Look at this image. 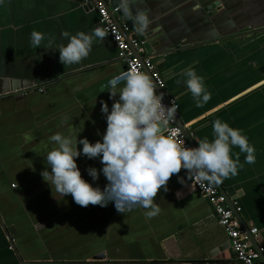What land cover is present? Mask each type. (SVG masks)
<instances>
[{
	"label": "crops",
	"instance_id": "crops-1",
	"mask_svg": "<svg viewBox=\"0 0 264 264\" xmlns=\"http://www.w3.org/2000/svg\"><path fill=\"white\" fill-rule=\"evenodd\" d=\"M106 2L119 6V0ZM138 9H146L152 20L142 33L152 51L143 45L141 54L152 58L164 80L157 89L177 100L178 117L196 147L198 140L212 139L217 118L241 129L254 146L253 164L232 148L243 166L219 187L248 229L257 227L251 236L264 255V0H133L129 11ZM95 27L104 31L85 0H0V77L30 80L37 87L23 98L0 99V217L10 235L0 223V264H22L20 257L30 264H242L184 169L169 178L167 191L162 186L157 192L160 212L151 219L139 207L118 213L112 202L80 206L42 179L48 137L60 132L100 140L106 128L100 102L111 108L118 99V94L109 99L107 82L125 64L106 35L94 39L78 64L64 66L55 50L67 43L61 31L88 33ZM33 30L54 38L52 47L45 48L46 40L31 46ZM128 34L142 41L135 30ZM187 66L204 77L210 93L202 107L176 82ZM76 162L85 180L104 188L103 174L93 182L86 171L99 170V159L80 156ZM100 252L106 257L95 260Z\"/></svg>",
	"mask_w": 264,
	"mask_h": 264
},
{
	"label": "clouds",
	"instance_id": "clouds-1",
	"mask_svg": "<svg viewBox=\"0 0 264 264\" xmlns=\"http://www.w3.org/2000/svg\"><path fill=\"white\" fill-rule=\"evenodd\" d=\"M133 0H119L123 13L131 20L137 33L148 30L152 20L146 9L133 13L129 6ZM60 36L67 40L55 50L59 51V61L64 65L78 64L91 51L94 39L103 40L105 32L95 27L91 32L67 30ZM30 44L39 47L46 40L45 48H51L54 38L33 30L29 36ZM196 62L194 61L193 64ZM183 80H177L191 94L196 107H202L210 99V93L193 66L180 72ZM157 86L149 75L131 70L118 90L108 87L109 99L118 94L109 108L101 101L100 111L104 115L106 128L100 140L92 143L78 135L51 134L48 141L51 148L45 157L46 167L41 171L42 179L53 190L66 196L71 194L73 201L80 206H107L112 202L118 213H126L133 208L145 209L144 215L151 219L158 215L160 208L154 197L162 188L167 191V182L181 169L186 176L196 181L201 189L218 186L224 179L236 176L239 155L232 148L244 153V163H255V149L241 129L217 118L212 122V139L207 137L197 141V147H186L177 143L171 134H166L167 126L176 119V106L162 103L163 93H157ZM78 145H81L78 149ZM85 156L99 159L102 167L86 169L95 182L103 174L107 184L101 189L93 186L81 175L76 159ZM50 169V170H49ZM181 184L185 181L178 178ZM193 187V184L190 188ZM179 198L181 193H176Z\"/></svg>",
	"mask_w": 264,
	"mask_h": 264
},
{
	"label": "built area",
	"instance_id": "built-area-1",
	"mask_svg": "<svg viewBox=\"0 0 264 264\" xmlns=\"http://www.w3.org/2000/svg\"><path fill=\"white\" fill-rule=\"evenodd\" d=\"M106 1L107 0H85V5H92L91 9L98 14L105 35L115 43L118 50V57L125 64L124 70L118 75L112 77L107 82V85L109 87H116L123 84L129 72L135 69L149 75L150 79L154 80L157 87L163 88L164 80L155 69L152 58L144 57L141 59L138 55L139 53L144 52L143 42L136 36H130L127 27L122 29L118 25L115 15L120 11V7L118 5L109 6ZM125 33H127V35ZM171 102L176 106L177 110L179 105L174 97L167 98V100L162 99V103L166 106H170ZM165 133L173 135L177 143H180L182 146L193 147L192 143L186 137L183 128L176 122V119L167 126ZM190 182L211 205L218 223L223 227L227 234L231 250L234 253L236 260L242 264H262L260 253L248 239V234L256 235L258 232L257 227H251L247 230L240 224L239 220L235 217L233 210L229 207L226 196L217 186L208 187L205 183V187L201 189L199 185H196V181L190 180ZM234 206L236 207L235 204ZM10 248L12 249L13 246L10 245Z\"/></svg>",
	"mask_w": 264,
	"mask_h": 264
},
{
	"label": "water",
	"instance_id": "water-1",
	"mask_svg": "<svg viewBox=\"0 0 264 264\" xmlns=\"http://www.w3.org/2000/svg\"><path fill=\"white\" fill-rule=\"evenodd\" d=\"M111 5L114 6L115 3H112ZM88 8L91 9L92 5L89 4ZM120 15H122V16L120 17ZM115 16H116V20H117L118 25L122 29L124 27H127L128 30H130V31L134 30L131 20L123 13L122 9H120V11ZM125 34L127 35V33H125ZM137 36L142 41H144V36L142 35V33H137ZM143 45L148 52L152 51L151 46L149 45L148 42L144 41ZM138 55L141 59H143V55L141 53H139ZM152 81L155 84L153 79H152ZM35 89H37V87H35L33 82L30 80L0 77V99L5 98V97H9V96H13V97H17V98H23V96H25L26 93H28L29 91L35 90ZM156 90L158 91V93H163V99L167 100V97L164 96L165 94H164L163 90H159L157 88H156ZM176 116H177L176 122L183 128V131H184L186 137L192 143L193 147H196L194 141L192 140V138L190 136L189 130L184 127L183 123L181 122V120L178 117L177 112H176ZM218 188L226 196L227 203H228L229 207L233 210V213H234L235 217L239 220L240 224L245 229L249 230L248 227L246 226V224L244 223V221L241 219L239 212L236 211V207L234 206L230 197L225 193V191L221 187H219V185H218ZM0 223H2L4 231L9 235V232H8L7 228L5 227L1 217H0ZM9 237H10V235H9ZM248 239L252 242L254 247L260 253L261 263L264 264V255L262 253V250L260 249V247H258L256 245V243L253 241V237L249 234H248ZM10 240H11L10 242H12V239H10ZM229 244H230V242H229ZM105 257H106L105 252H100L99 254L94 256L95 260L104 259ZM20 259L22 261V264H30L29 262L24 261L21 257H20ZM52 263L53 262H46L45 264H52Z\"/></svg>",
	"mask_w": 264,
	"mask_h": 264
},
{
	"label": "trees",
	"instance_id": "trees-1",
	"mask_svg": "<svg viewBox=\"0 0 264 264\" xmlns=\"http://www.w3.org/2000/svg\"><path fill=\"white\" fill-rule=\"evenodd\" d=\"M62 264H71V263H62ZM88 264V263H86ZM139 264H162V263H159V262H149V263H139Z\"/></svg>",
	"mask_w": 264,
	"mask_h": 264
},
{
	"label": "flooded vegetation",
	"instance_id": "flooded-vegetation-1",
	"mask_svg": "<svg viewBox=\"0 0 264 264\" xmlns=\"http://www.w3.org/2000/svg\"><path fill=\"white\" fill-rule=\"evenodd\" d=\"M102 264V263H101Z\"/></svg>",
	"mask_w": 264,
	"mask_h": 264
}]
</instances>
